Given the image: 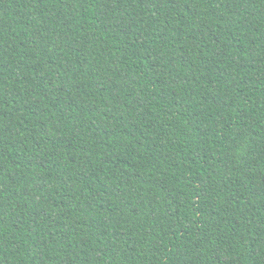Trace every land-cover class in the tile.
Masks as SVG:
<instances>
[{"label": "trees", "instance_id": "trees-1", "mask_svg": "<svg viewBox=\"0 0 264 264\" xmlns=\"http://www.w3.org/2000/svg\"><path fill=\"white\" fill-rule=\"evenodd\" d=\"M0 264H264V0H0Z\"/></svg>", "mask_w": 264, "mask_h": 264}]
</instances>
